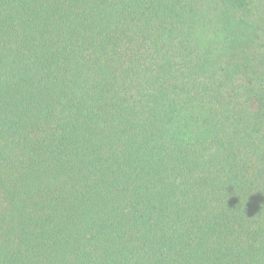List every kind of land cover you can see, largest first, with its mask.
Instances as JSON below:
<instances>
[{"label": "trees", "instance_id": "1", "mask_svg": "<svg viewBox=\"0 0 264 264\" xmlns=\"http://www.w3.org/2000/svg\"><path fill=\"white\" fill-rule=\"evenodd\" d=\"M0 264H264V0H0Z\"/></svg>", "mask_w": 264, "mask_h": 264}]
</instances>
